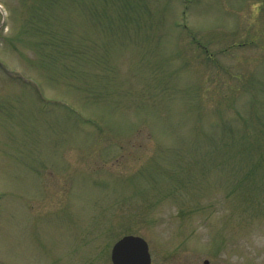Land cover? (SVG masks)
Returning <instances> with one entry per match:
<instances>
[{"label":"rangeland","instance_id":"obj_1","mask_svg":"<svg viewBox=\"0 0 264 264\" xmlns=\"http://www.w3.org/2000/svg\"><path fill=\"white\" fill-rule=\"evenodd\" d=\"M264 264V0H0V264Z\"/></svg>","mask_w":264,"mask_h":264},{"label":"water","instance_id":"obj_2","mask_svg":"<svg viewBox=\"0 0 264 264\" xmlns=\"http://www.w3.org/2000/svg\"><path fill=\"white\" fill-rule=\"evenodd\" d=\"M112 264H150L147 242L138 235L127 234L119 238L111 248Z\"/></svg>","mask_w":264,"mask_h":264}]
</instances>
